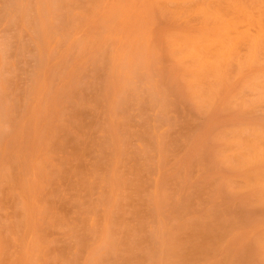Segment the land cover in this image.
Returning a JSON list of instances; mask_svg holds the SVG:
<instances>
[{
    "label": "rangeland",
    "instance_id": "1",
    "mask_svg": "<svg viewBox=\"0 0 264 264\" xmlns=\"http://www.w3.org/2000/svg\"><path fill=\"white\" fill-rule=\"evenodd\" d=\"M0 264H264V0H0Z\"/></svg>",
    "mask_w": 264,
    "mask_h": 264
}]
</instances>
